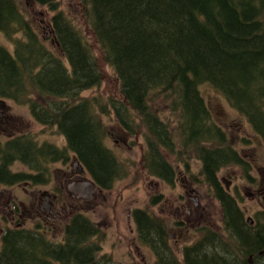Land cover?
<instances>
[{
	"label": "trees",
	"instance_id": "trees-1",
	"mask_svg": "<svg viewBox=\"0 0 264 264\" xmlns=\"http://www.w3.org/2000/svg\"><path fill=\"white\" fill-rule=\"evenodd\" d=\"M34 1L53 13L48 36L38 34L18 0H0V98L28 106L40 124L57 129L68 144L62 150L37 147V161L36 153L30 156L33 139L21 136L15 151L23 162L42 173L48 161L67 159L72 152L100 188L111 190L129 170L106 145L111 128L101 117L113 111L130 134L137 121L146 131L148 175L174 187L176 170L165 154L180 158L195 152L202 161L200 175L222 210V230L206 228L198 241L183 247L179 260L163 220L135 208L139 238L156 253L155 264H251V256L252 264H264L259 254L264 207L249 225L219 179L221 168H246L247 161L227 143L201 91L206 84L221 92L264 141V0H82L85 20L120 82L119 97L107 103L82 95L100 86L103 75L74 20L59 0ZM154 98L179 115L180 150ZM103 236L91 218L76 213L59 242L34 231L7 232L0 264H108L111 257L101 254Z\"/></svg>",
	"mask_w": 264,
	"mask_h": 264
},
{
	"label": "rangeland",
	"instance_id": "rangeland-1",
	"mask_svg": "<svg viewBox=\"0 0 264 264\" xmlns=\"http://www.w3.org/2000/svg\"><path fill=\"white\" fill-rule=\"evenodd\" d=\"M19 6L25 17L31 22L38 34L48 36L50 33V18L53 13L46 7L39 5L34 0H18ZM60 9L74 20L76 26L88 40L97 64L102 72L103 79L100 86L83 92V96H96L107 103L108 98L119 97L120 82L114 68L107 63L102 50L88 26L85 17L82 0H59ZM7 48L13 51V46L1 36ZM2 41V42H3ZM52 48L50 40L48 42ZM55 52H57L55 50ZM206 100L213 110L218 123L227 133V143L238 150L247 161L246 168L238 165H230L221 168L218 177L227 191L235 196L238 205L243 210L244 220L253 226L256 223L255 214L264 207V141L255 134L246 117L232 107L225 96L212 85L201 86ZM155 108L170 126L172 139L180 148L178 135L179 115L164 105L160 98H154ZM7 105L12 107L14 119L18 123L15 133H33L39 143L51 142L63 145L64 140L55 128H47L39 123L32 115L28 106L20 105L13 100H8ZM110 116L102 115L104 123L110 126L105 138V143L113 150L114 154L128 167L129 175L116 183L111 190H104L101 194H95L94 199L78 210L69 208L61 216V224L56 228H45L47 239L62 240L64 225L74 212L82 210L103 233L101 254L111 257L108 264H155L156 253L141 242L132 212L135 208H147L152 214L162 219L167 232L168 240L174 248L175 255L182 259V249L187 244L195 243L203 236L206 228L222 230L221 203L214 197L212 190L203 181L200 171L202 161L196 157L195 152L189 155L165 156L177 170V182L174 187L167 185L162 180L148 175L144 166V152L147 148L145 142L146 131L139 122L133 123L134 132L131 138L128 134L127 142L120 139L122 131L113 111ZM174 132V133H173ZM122 138V137H121ZM177 150L176 152H178ZM64 168L63 163H58ZM188 165V166H187ZM155 167V165H153ZM247 167L249 168L247 176ZM23 170L28 167H20ZM55 168L52 173L55 176ZM196 175V179L191 176ZM57 180L60 173L56 172ZM89 177V175H87ZM90 178V177H89ZM42 191V189H41ZM154 200H156L154 202ZM183 206L185 208H183ZM179 211L176 214L177 208ZM191 210L189 212L188 210ZM131 213V218L129 214ZM251 218L253 223L248 220ZM41 231H44L41 229ZM253 263V257L251 258ZM250 260V257H249ZM264 262V255L260 258Z\"/></svg>",
	"mask_w": 264,
	"mask_h": 264
},
{
	"label": "flooded vegetation",
	"instance_id": "flooded-vegetation-1",
	"mask_svg": "<svg viewBox=\"0 0 264 264\" xmlns=\"http://www.w3.org/2000/svg\"><path fill=\"white\" fill-rule=\"evenodd\" d=\"M7 101L0 98V252L7 232L28 230L48 238L44 233L48 231L45 228L54 229L61 224L59 219L63 213H66L67 208L71 211L78 210L79 207L82 208L85 204H89L97 192L101 194L104 191L97 186L92 197L86 198L80 196V192L73 188L74 184L80 186V182L93 178L87 168L77 161V156L72 152H69L67 159L63 157L48 161L46 169L42 170L45 174L23 162L19 151H15V148H21V144L17 143V138L30 136L33 139L32 142L36 148L31 147L30 156L35 158L34 153H36L37 161L40 157L37 147L49 144L55 149L62 150L68 144L67 138L55 129V133L58 132L64 140L63 145H56L51 142L39 143L38 138L36 139V135L33 133H15L14 131L18 130L19 125L14 119L12 107L7 105ZM120 129L122 130L119 131L120 139L126 143L127 137L124 134H128L130 138L131 134L123 128ZM59 162L64 164V168L59 166ZM77 162L78 164H75ZM23 166L29 169H21L20 167ZM52 167L60 173L59 180H57L56 172L55 176L53 175ZM39 177H42L43 180ZM175 182H177V176ZM179 208H177L176 214ZM183 208L185 207L183 206ZM188 211L191 212L190 209ZM76 213L85 214L80 210L74 212L71 218ZM129 216L131 218V213ZM70 220L65 223L64 228L67 223H70ZM47 240L51 241V239ZM53 241L59 242L61 240Z\"/></svg>",
	"mask_w": 264,
	"mask_h": 264
},
{
	"label": "water",
	"instance_id": "water-1",
	"mask_svg": "<svg viewBox=\"0 0 264 264\" xmlns=\"http://www.w3.org/2000/svg\"><path fill=\"white\" fill-rule=\"evenodd\" d=\"M75 164H78V162ZM80 184H81L80 186H78L77 184H74L73 188H75V190L80 192V196L91 198L93 192L97 188V184L93 180H87L84 182H80ZM248 220L250 221V224L253 223V220L251 218H249Z\"/></svg>",
	"mask_w": 264,
	"mask_h": 264
}]
</instances>
